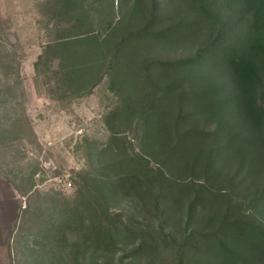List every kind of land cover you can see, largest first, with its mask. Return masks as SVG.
I'll use <instances>...</instances> for the list:
<instances>
[{
	"label": "trees",
	"instance_id": "trees-1",
	"mask_svg": "<svg viewBox=\"0 0 264 264\" xmlns=\"http://www.w3.org/2000/svg\"><path fill=\"white\" fill-rule=\"evenodd\" d=\"M233 2L237 18L208 0H47L52 36L34 66L56 60L77 96L106 75L118 96L106 173L84 176L62 225L79 232L74 256L130 264L167 247L174 264H264V0ZM119 196L142 217L110 209Z\"/></svg>",
	"mask_w": 264,
	"mask_h": 264
},
{
	"label": "rangeland",
	"instance_id": "rangeland-1",
	"mask_svg": "<svg viewBox=\"0 0 264 264\" xmlns=\"http://www.w3.org/2000/svg\"><path fill=\"white\" fill-rule=\"evenodd\" d=\"M208 3L224 18L239 16L233 0ZM47 8V0H0V264H88L98 254L90 247L74 256L79 232L62 225L76 207L78 188L90 182L84 176L106 173L102 167L111 153L104 116L118 96L106 75L89 93L77 96L56 82V60L34 66L52 36ZM199 44L167 48L159 55L166 60L186 56ZM110 209L143 215L125 196L111 200ZM121 253H103L100 259L118 264ZM124 262L175 263L167 247H160L153 260Z\"/></svg>",
	"mask_w": 264,
	"mask_h": 264
}]
</instances>
